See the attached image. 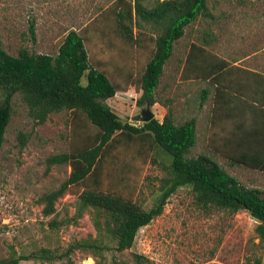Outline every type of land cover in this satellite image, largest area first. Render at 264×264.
<instances>
[{
    "label": "rangeland",
    "instance_id": "1",
    "mask_svg": "<svg viewBox=\"0 0 264 264\" xmlns=\"http://www.w3.org/2000/svg\"><path fill=\"white\" fill-rule=\"evenodd\" d=\"M129 1L0 0L2 47L12 56L23 49L56 56L68 33L78 32L91 65L118 89L106 103L123 122L142 127L132 117L147 106L138 105L139 87L155 35L150 27H135L136 44L121 33L117 13ZM144 3L152 7L154 0ZM208 6L210 15L188 26L176 43L152 112L160 122L170 115L176 125L196 120L197 143L187 158L207 155L245 187L264 191V138L257 132L264 134V0H209ZM193 45L205 50L197 59L190 58ZM217 68L218 74L210 75ZM2 96L0 90V100ZM21 135L27 137L25 146ZM97 137L83 115L70 111L52 114L38 125L22 96L14 97L0 152V261L25 256L30 259L20 264H138V254L146 258L142 264H264L256 220L248 212L200 205L191 187L180 188L168 200L163 214L139 231L131 250L116 252L104 237L110 249L103 257L82 251L66 257L74 242L98 236L94 210L77 218L81 194L100 190L150 210L163 179L170 176L171 157L152 138L129 141L121 135L96 172L70 186L55 203V212L46 216L44 197L59 190L73 170L70 164L48 168V158L76 154L96 145ZM50 254L57 259L49 261Z\"/></svg>",
    "mask_w": 264,
    "mask_h": 264
},
{
    "label": "trees",
    "instance_id": "2",
    "mask_svg": "<svg viewBox=\"0 0 264 264\" xmlns=\"http://www.w3.org/2000/svg\"><path fill=\"white\" fill-rule=\"evenodd\" d=\"M208 4L209 0H154V5L148 7L144 0H130L126 9L122 8L117 13L119 29L128 40L138 44V37L133 35L135 27L140 31L150 27L155 35V50L144 68L139 87L142 93L139 106L158 103L155 93L176 43L185 36L188 26L200 17L210 15ZM31 32L35 37L34 25ZM199 52L205 53V50L193 45L190 58L197 59ZM216 73L218 68L213 69L210 75L215 76ZM0 90L3 94L0 100V152L12 119L16 95L22 96L30 117L38 125L45 124L52 114L70 111L75 116L83 115L98 131L96 145L76 154L48 158V168L70 164L73 170L59 190L44 197L46 216L55 212V203L70 186L80 184L96 172L106 150L118 136L124 135L129 141L134 136L152 138L167 157H171L170 176L163 179L161 195L150 210L123 196L100 190L81 194L77 218L86 209L94 210L98 236L88 242H74L66 251V257L76 251L95 258L103 257L110 249L102 242L104 237L110 238L116 252L131 250L139 231L161 216L168 200L183 187H191L202 206L234 214L248 212L258 223L256 233L260 243H264V191L245 187L207 155L187 158L197 143L194 119L176 125L167 114L162 122L154 118L142 127L123 122L106 103L116 96L118 89L104 72L91 65L85 40L78 32L68 33L56 56L31 53L28 49L12 56L2 47L0 40ZM207 93H204V99ZM19 140L22 146L26 145V136L21 135ZM28 259L25 256L13 257L1 260L0 264H20ZM47 259L54 261L57 258L50 254ZM135 259L138 264L146 261L138 254H135ZM255 264L261 262L257 260Z\"/></svg>",
    "mask_w": 264,
    "mask_h": 264
},
{
    "label": "water",
    "instance_id": "3",
    "mask_svg": "<svg viewBox=\"0 0 264 264\" xmlns=\"http://www.w3.org/2000/svg\"><path fill=\"white\" fill-rule=\"evenodd\" d=\"M155 118V114L152 112V105L147 103L139 115L132 117L133 122L149 123Z\"/></svg>",
    "mask_w": 264,
    "mask_h": 264
},
{
    "label": "crops",
    "instance_id": "4",
    "mask_svg": "<svg viewBox=\"0 0 264 264\" xmlns=\"http://www.w3.org/2000/svg\"><path fill=\"white\" fill-rule=\"evenodd\" d=\"M257 132H258V135L261 137V138H264V134H263V132H260V130H257ZM242 158H245V160L244 159H241L242 161H246V156H241ZM255 159H257V158H255ZM252 160L254 161V158H252ZM229 173V172H228ZM231 175V174H230ZM251 189H254V188H251Z\"/></svg>",
    "mask_w": 264,
    "mask_h": 264
},
{
    "label": "built area",
    "instance_id": "5",
    "mask_svg": "<svg viewBox=\"0 0 264 264\" xmlns=\"http://www.w3.org/2000/svg\"><path fill=\"white\" fill-rule=\"evenodd\" d=\"M84 264H90V263L87 262V263H84Z\"/></svg>",
    "mask_w": 264,
    "mask_h": 264
}]
</instances>
